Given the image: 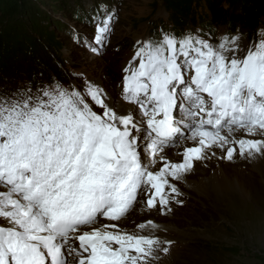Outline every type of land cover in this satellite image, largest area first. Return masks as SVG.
I'll use <instances>...</instances> for the list:
<instances>
[{
    "label": "snow or ice",
    "instance_id": "6c2138e0",
    "mask_svg": "<svg viewBox=\"0 0 264 264\" xmlns=\"http://www.w3.org/2000/svg\"><path fill=\"white\" fill-rule=\"evenodd\" d=\"M111 21L97 24L93 53ZM257 37L246 51L241 34L213 45L161 31L138 42L122 83L134 107L123 113L87 81L83 92L56 83L0 95V264H153L166 255L171 241L101 221H122L137 204L167 215L182 203L176 182L209 150L229 160L264 153V30ZM182 140L192 142L182 159H169L165 149Z\"/></svg>",
    "mask_w": 264,
    "mask_h": 264
},
{
    "label": "rangeland",
    "instance_id": "374dc122",
    "mask_svg": "<svg viewBox=\"0 0 264 264\" xmlns=\"http://www.w3.org/2000/svg\"><path fill=\"white\" fill-rule=\"evenodd\" d=\"M39 1L45 10L44 17H50L49 25L58 39L54 42L57 46L49 52L59 58L55 57L53 62L61 65L60 61L63 60L64 72L53 76L42 70L35 77H31L29 73H22L21 77L13 75L10 81H0V95L11 96L17 90L27 89L35 93L38 88L56 83L64 88H75L83 92L87 81L104 90L105 102L109 106L121 113L133 108L122 97L125 75L123 69L132 61L137 42L158 39L161 31L174 34L175 28L164 0H76L87 17L81 22L72 15L75 0H60L58 3H51V0ZM225 5L228 6L227 3ZM239 8L236 14L241 12ZM201 9L203 16L207 15L205 8ZM109 15L112 17L111 33L106 46L100 48L99 54L93 53L91 47H100L93 43L96 26ZM250 25L251 28L242 24L238 27L237 23L232 28L220 22L214 23L212 28L203 29L190 22L187 24L186 34L198 35L213 45L225 34H241V47L246 51L248 45L258 38L257 33L264 30L261 19ZM34 34H37L38 40L44 38L41 31H34ZM44 43L47 44V41L44 40ZM243 54L239 53L241 56ZM135 63L138 64L139 61ZM92 106L95 111H102L94 104ZM175 116L179 120L181 113L177 111ZM184 141L177 147L180 148ZM143 145L140 147L143 148ZM179 154L177 152L178 156ZM213 163L210 162L206 167L211 168ZM205 165L194 175L198 179L203 178L205 190L186 184L184 178L180 183L176 182L182 193L178 197L182 203H173L172 211L167 215H160L155 210L148 212L137 204L125 219L113 223L119 225V230L157 235L161 240L172 242L169 252L166 255L159 254L160 258L153 264H264V176L257 169L243 164L241 167L246 170L241 172L244 186L250 188V191L246 192L235 184L234 191H230L227 197L217 194L211 188L216 179L211 174L205 176ZM143 211L148 213L147 219L140 222L135 220L137 216L143 215ZM148 220L158 225V229H145L141 232L137 225ZM5 223L0 219V224Z\"/></svg>",
    "mask_w": 264,
    "mask_h": 264
},
{
    "label": "trees",
    "instance_id": "16d2710c",
    "mask_svg": "<svg viewBox=\"0 0 264 264\" xmlns=\"http://www.w3.org/2000/svg\"><path fill=\"white\" fill-rule=\"evenodd\" d=\"M53 2L58 3L60 0H51ZM164 4L178 32V28L183 29L190 22L203 29L212 28L214 23L220 22L232 28L237 23L251 28L250 23L255 24L264 16V0H164ZM74 7L73 17L79 22L84 21L87 17L78 1ZM201 8H205L207 15L203 16ZM238 8L241 12L236 14ZM44 13L39 0H0L1 82L10 81L13 75L17 77L22 73L35 77L41 70L49 76L62 75L64 72L63 60L60 59L61 65L53 62L57 55L49 52L57 46L54 42L58 39L49 25L50 17H44ZM34 31H41L44 38L38 40L37 34L33 35Z\"/></svg>",
    "mask_w": 264,
    "mask_h": 264
},
{
    "label": "bare ground",
    "instance_id": "6f19581e",
    "mask_svg": "<svg viewBox=\"0 0 264 264\" xmlns=\"http://www.w3.org/2000/svg\"><path fill=\"white\" fill-rule=\"evenodd\" d=\"M235 135L237 137H240V138H248L246 136H243L239 132L235 133ZM144 143H146V142H141L140 145L142 146ZM191 143H192L191 141H184L183 143H181L180 148L177 147L175 149H173V148L165 149V153L169 154V157H170L169 159H171L173 161H180L182 159V157H181V155L178 156L177 152H179L181 154L183 152L184 148L191 145ZM211 153H213V154H211ZM163 154L164 153H162V155ZM210 162H214V163L212 164L211 168H207L208 164ZM204 164H206L205 167H203L204 171L206 172L205 176H208L211 174L216 179V181H215L216 183L214 184V186L217 184V187H214L212 185L211 188L216 190L217 194L222 195V196L228 197L230 195L229 194L230 191H234L235 184H237V186H239V188H241L242 190L244 189L246 192L250 191V188H247L244 186V180H243L242 173H243V171H246V170L242 169L243 167H241V166L243 164H246L248 167H252V168L257 169L264 176V153L253 152L250 156H241L237 152V153H234L233 159L229 160V159H227L226 154L217 148V149L209 150L207 158L202 159L200 161H196L193 168L184 174L183 178H184V181L186 184H193V186H195L196 189L205 190V183H204L203 178L198 179V178H196L197 176L194 177L196 171H198ZM209 169H210V171H207ZM203 194H205V193H203ZM176 212H178V211H176ZM142 214L143 215L137 216L135 218V220H137L139 222L143 219L146 220L148 213L147 212L144 213V211H143ZM105 223H113V222L106 221ZM114 230L115 229H113V231Z\"/></svg>",
    "mask_w": 264,
    "mask_h": 264
}]
</instances>
